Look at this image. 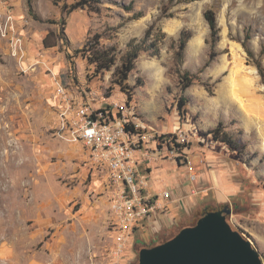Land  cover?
<instances>
[{"label":"rangeland","instance_id":"1","mask_svg":"<svg viewBox=\"0 0 264 264\" xmlns=\"http://www.w3.org/2000/svg\"><path fill=\"white\" fill-rule=\"evenodd\" d=\"M73 2L32 0L29 7L28 0H0V264H110L115 230L109 170L93 161L84 143L58 134L63 100L57 87L78 101L83 90L95 92L96 106L128 100L114 83L115 68L96 72L80 50L88 39L97 40L115 50L120 65L127 44L152 24L166 37L158 56L143 53L136 61L128 105L144 129L188 132L189 160L178 164L187 172V165H200L199 140H213L208 131L223 123L236 145L216 146L231 152L242 187L226 204L233 210L227 220L263 260L264 85L241 41L248 30L258 57L264 0H100L98 12L85 8L67 14L63 4ZM209 9L217 16L220 55L203 69L210 52L204 17ZM183 31L191 38L182 69L196 78L185 93L175 63ZM14 37L21 40L18 49ZM45 39L54 46L46 48ZM182 96L190 97L185 116L178 106ZM179 227L160 241L174 237ZM142 243L135 235L125 264H139Z\"/></svg>","mask_w":264,"mask_h":264},{"label":"built area","instance_id":"2","mask_svg":"<svg viewBox=\"0 0 264 264\" xmlns=\"http://www.w3.org/2000/svg\"><path fill=\"white\" fill-rule=\"evenodd\" d=\"M12 41L18 49L21 40L14 37ZM57 92L63 100L58 113V134L67 140L84 143L93 161L108 167L115 230L109 262L125 264L138 225L157 210L164 209L158 202L160 198L171 197L169 191L156 197L145 193L150 177L141 173L140 166L143 163L151 166L163 160L188 163L186 156L190 148L187 145L191 143V137L180 127L164 138H161L162 134L142 128L134 108L125 100L96 106L99 95L90 90H83L82 101L68 95L61 84H58ZM187 167L189 180L195 182L194 167L190 164Z\"/></svg>","mask_w":264,"mask_h":264},{"label":"crops","instance_id":"3","mask_svg":"<svg viewBox=\"0 0 264 264\" xmlns=\"http://www.w3.org/2000/svg\"><path fill=\"white\" fill-rule=\"evenodd\" d=\"M198 143L197 149L202 156L200 165L194 168L197 174L195 182L189 180L186 167L174 161L163 160L151 166L145 163L140 166L141 173L150 177L145 193L154 197L163 191L171 193L169 199L158 200L164 209L157 210L136 229L135 235L145 247L160 244L163 235L176 230L183 220L188 221L205 205L224 207L241 191L236 163L229 158L231 152L225 146L218 149L216 145L219 143L213 140H199Z\"/></svg>","mask_w":264,"mask_h":264},{"label":"trees","instance_id":"4","mask_svg":"<svg viewBox=\"0 0 264 264\" xmlns=\"http://www.w3.org/2000/svg\"><path fill=\"white\" fill-rule=\"evenodd\" d=\"M58 1L60 2L63 0H58ZM171 1L173 0H170V2ZM185 1H193V0H185ZM28 3H29V7H31L32 0H28ZM99 3L100 0H74V2L70 5L64 3L63 9L67 14H71L76 10L85 9V8L98 12L97 7ZM139 17L140 15L137 16L136 18ZM204 17L210 28L209 39L207 40V43L210 45V52L208 59L206 60L203 66V69H206L210 67L214 62V60L220 55V52L216 50V45L220 40V30L217 22V16L214 10L212 9L207 10L204 13ZM62 35H64V30L62 32ZM165 37L166 34L163 33L161 30H158L155 24H152L145 31V34L142 38L133 39L127 44L125 52L121 55L120 65H117L118 57L114 52L115 50H113V48L100 47V45L97 43V40L95 41L94 44H92L90 43L91 40L88 39L85 45L81 48L80 52L83 53L88 64L90 66H93L96 72L110 71L113 68H115L113 74L114 83L117 84L121 89V91L128 96V100L125 99V102L127 104H130V101H132V97H133V88L132 86L129 85L128 81L130 74L136 68V61L143 53H147L150 56H158L161 52V44L165 39ZM190 38H191L190 32L183 31L180 34V37L177 41V46L175 51V63L178 67V73H179V86L183 93H185L188 89H190L193 86L194 81L196 79L190 72H188L185 69H182V66L184 65L185 62L186 47L188 45ZM251 39L252 36L250 32L247 30L245 31V37L241 41V44L245 49L246 53L248 54V57L251 59L254 66L257 68L258 74L261 76L262 83L264 85V64L262 60V57L264 56V44L262 46V50L260 54L258 55V57H256L255 53L253 52L249 44ZM44 45L46 48H50L54 46L51 44L49 45L46 39L44 40ZM208 92L210 94L213 93L210 88L208 89ZM189 101H190V97L188 96H182L179 99L178 106H179L180 115L185 116V109ZM222 127H223V123H219L218 127L208 131L207 135L211 136L214 142L224 144L225 146H229L231 148L234 147L236 143L229 134L223 132ZM129 129L131 131H135L133 127H130ZM164 137L166 136L163 135L161 138ZM159 148L162 149L161 146H159ZM221 207L223 206H215L212 204L205 205L204 208L200 209L199 212H197L198 217L195 219V221L189 225L182 226L181 228L179 227V231H181L185 227L194 225L206 213L220 210ZM179 231L176 234H178ZM166 241L167 240L163 242ZM263 262H264V255H263Z\"/></svg>","mask_w":264,"mask_h":264},{"label":"water","instance_id":"5","mask_svg":"<svg viewBox=\"0 0 264 264\" xmlns=\"http://www.w3.org/2000/svg\"><path fill=\"white\" fill-rule=\"evenodd\" d=\"M229 205L206 213L171 239L140 250L139 264H263L252 242L227 220Z\"/></svg>","mask_w":264,"mask_h":264}]
</instances>
